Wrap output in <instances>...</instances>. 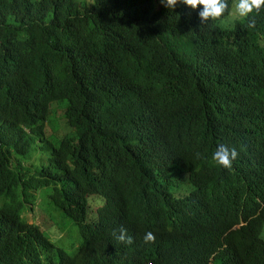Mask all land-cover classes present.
<instances>
[{"label":"trees","instance_id":"1","mask_svg":"<svg viewBox=\"0 0 264 264\" xmlns=\"http://www.w3.org/2000/svg\"><path fill=\"white\" fill-rule=\"evenodd\" d=\"M227 3L0 0V264H264V10Z\"/></svg>","mask_w":264,"mask_h":264},{"label":"clouds","instance_id":"2","mask_svg":"<svg viewBox=\"0 0 264 264\" xmlns=\"http://www.w3.org/2000/svg\"><path fill=\"white\" fill-rule=\"evenodd\" d=\"M167 8L174 9L178 3H184L190 6L192 9H196L202 6V10L199 11V17L202 23H206L208 20H222L225 12L228 10L227 0H160ZM261 10H264V0H236L234 5V12H229L227 21H222L229 23L236 18H247L254 11L258 14ZM255 26V19H251L248 23L249 28ZM239 153L233 148H229L224 144H220L212 155V160H214L218 165L223 166L226 169L232 168L233 161L238 157ZM245 225L241 224L235 228ZM120 235L118 239L121 242L131 244L133 239L128 236L127 230L121 228ZM264 234V233H263ZM145 243H154L155 235L152 232H148L144 236Z\"/></svg>","mask_w":264,"mask_h":264},{"label":"rangeland","instance_id":"3","mask_svg":"<svg viewBox=\"0 0 264 264\" xmlns=\"http://www.w3.org/2000/svg\"><path fill=\"white\" fill-rule=\"evenodd\" d=\"M80 1L83 2L84 4H90V3H92L93 0H80ZM57 102H61V103H63L62 101H55V102H53L52 104H55V103H57ZM55 108H57V114L60 116V119H61V115H62V113H63V108H62V106H61V105H58V106H56ZM49 124H50V126H51L54 130H55V129H58V128L60 127V124H59L58 122H53V121H52V123H49ZM49 124L47 123V125H48V130H49ZM61 129H63V130L61 131L60 134H63L65 131H71V130H72V129H70V128L65 129V128H63V126H62ZM51 132H54V131L51 130ZM38 142H39V141H38ZM33 160H35V159L32 158L31 161H33ZM23 162H24V163H23V168L26 169V168H25V165H26V166L29 165L30 162H26L25 160H24ZM25 162H26V163H25ZM32 169H33V168H32ZM33 170H34V169H33ZM177 186H178V187H184V186H185V183H184V182H179V183H177ZM96 209H97V205H95V206L93 207V210H91V212H90V219H92V218H96V217H97V211H96ZM34 216H35V213H34V212H27L26 219L28 220V222H29L30 224H32V223L34 222V220H35V219H34ZM58 217H59V219H58ZM38 218H39V214H38L37 220H38ZM57 219H58V220H57ZM47 220H49V221L51 222V224H48L49 226H51V228L48 229V232H49L54 238H55V234L52 233V232H57V234L61 236L60 238H62V236H63L64 234H66L67 231H68V229H69L70 227H72V225H73V223H72L71 220L64 219V222H62L63 217L61 216V212L57 213L56 216H54V215H50V217H49ZM38 221H39V220H38ZM62 224H63V226H65V230L63 231V234H62V232H61V230H60ZM76 234H77V231H75V233H73V234L71 235V237H70V238H73V242H74L75 239H76ZM262 236H263V238H264V234H263ZM67 248H68L67 251H69L72 255H74V254L77 252V247H75V248L67 247Z\"/></svg>","mask_w":264,"mask_h":264}]
</instances>
